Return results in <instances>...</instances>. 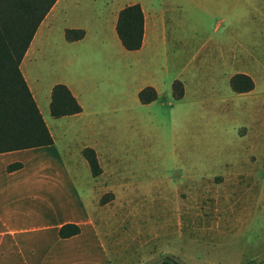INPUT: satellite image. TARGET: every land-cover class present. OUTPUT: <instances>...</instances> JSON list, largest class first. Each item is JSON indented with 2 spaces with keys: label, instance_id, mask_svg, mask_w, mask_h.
<instances>
[{
  "label": "rangeland",
  "instance_id": "374dc122",
  "mask_svg": "<svg viewBox=\"0 0 264 264\" xmlns=\"http://www.w3.org/2000/svg\"><path fill=\"white\" fill-rule=\"evenodd\" d=\"M79 1L81 13L92 8L103 16L111 0ZM149 1L173 16L182 9V0ZM185 17L190 23L184 40L192 43V22L205 17L198 2L185 0ZM210 26L202 22L199 42L208 39ZM60 32L43 45L63 50ZM243 40L245 46L227 45L223 54L206 44L199 58L221 66L189 69L191 54L184 53L169 54L166 68L163 54L148 63L135 61L129 72L115 68L110 90L118 110L96 119L87 139L125 163L107 184L133 189L119 199L118 213L109 206L105 222L96 197L91 199L110 264H153L165 253L186 264H264V48L256 53L251 38ZM50 64H34L30 71L45 83L53 75ZM235 71L248 72L254 87L232 90ZM97 72L106 88L108 72ZM174 78L188 82L179 98L171 92ZM145 83L156 84L158 94L141 103L136 89ZM112 196V190L103 192L99 203Z\"/></svg>",
  "mask_w": 264,
  "mask_h": 264
},
{
  "label": "crops",
  "instance_id": "0c3cea01",
  "mask_svg": "<svg viewBox=\"0 0 264 264\" xmlns=\"http://www.w3.org/2000/svg\"><path fill=\"white\" fill-rule=\"evenodd\" d=\"M187 1L198 2L207 18L201 17L198 23L192 22L194 30L192 33L196 34L197 38L192 43L184 40V27L188 22L190 23L185 17V0L179 1L182 9L174 16L167 14L162 5L154 6L149 0L106 1V12L103 16L92 8L81 13L78 9L81 3L79 0H55L40 21L20 61L21 71L49 129L61 163L83 204L87 221L93 225L105 252L101 227L93 222L90 212L91 199L96 197V209L105 222L109 206H111L112 214L118 213L119 199L129 197L133 192L129 184H127L128 187L121 184H107L110 176L111 180L115 176L117 167L125 164L121 156L115 151L107 153L101 146L87 140L96 119L103 118L106 112L118 110L110 90L112 81L115 79V68L122 66L129 72L135 61L148 63L155 59L156 55L162 54L166 68L169 54H175L178 57L184 53H190L191 56L186 63L187 68L200 70L208 68L210 64L221 66L220 62L212 61L209 64L199 58L207 43L209 47L214 46L216 49L214 51L219 54L224 53L227 45L245 46L244 38H251L250 42L255 46L256 53L264 48V0ZM134 2H139L143 10V37L138 48L127 49L117 34L116 20L119 9ZM65 19L68 22L62 21ZM205 21L211 24V32L207 36L208 39H202L199 42L202 37L199 35L202 31V22ZM66 28H83L84 34L69 40L65 37ZM55 30L61 31L57 39L63 50L43 45L44 42L54 41L52 33ZM59 60V63L54 64ZM50 63H52L53 75L45 83L41 79L38 80L37 75L34 77L30 71L34 64L42 67L44 64L51 66ZM102 67L108 72L105 79L109 84L106 88L99 83L100 74L97 70ZM236 72L249 74L245 71H235L230 75L229 81ZM251 78L253 79L252 76ZM175 79L181 81L183 95L188 82L179 78L173 80ZM57 82L68 86L80 103L81 110L58 117L51 115V87ZM147 85L155 89L157 97L156 84L145 83L136 89L141 103H147L156 98L146 102L140 100L138 92ZM106 89H109L107 90L109 93L102 96L101 92ZM50 122L56 126L55 131ZM86 146L92 147L97 155L101 171L96 175L92 174L89 163L82 153V149ZM27 154L24 155L26 159L30 156ZM22 156L8 152L0 158L1 169L4 170L0 172V264H39L45 260L40 258L39 249L41 240L49 239V233L46 231L49 227L48 218L54 216L57 206L65 207L64 202L58 205L51 197L72 194L70 185L59 169V162L56 159L54 162L58 168L55 170L49 167L51 159L49 160L48 156L46 159H34L28 166L23 165L14 170L7 169L8 163L21 159ZM47 165L49 169L45 170ZM107 167H112L111 175ZM109 190H112L113 196L99 203L101 194ZM67 221L59 222L56 227L59 228Z\"/></svg>",
  "mask_w": 264,
  "mask_h": 264
},
{
  "label": "trees",
  "instance_id": "16d2710c",
  "mask_svg": "<svg viewBox=\"0 0 264 264\" xmlns=\"http://www.w3.org/2000/svg\"><path fill=\"white\" fill-rule=\"evenodd\" d=\"M54 2L55 0H0V158L8 152L23 155L21 159L8 163V170L28 166L32 160L46 159L47 156L51 159L49 167L55 170L58 168L54 162L56 159L70 185L71 195L51 197L58 205L64 202L65 207L57 206L54 216L48 218L49 227L46 231L49 239L41 240L39 249L40 258L45 260L39 264H110L93 225L87 221L83 204L61 163L49 129L20 68V61L40 21ZM143 22V10L139 2L126 4L119 9L116 31L124 47L135 49L141 45ZM83 34V28L65 29V37L69 40ZM230 84L234 91L242 92L251 89L254 82L249 74L236 72L231 76ZM172 93L177 98L182 95L183 85L180 80H173ZM138 95L141 101L146 102L156 97V91L147 85L139 90ZM79 110L81 105L68 86L62 82L53 84L51 115L58 117ZM26 153L30 154L27 159L24 156ZM82 153L92 174H98L101 167L95 150L86 146ZM1 165L0 161V172H3ZM49 167L47 165L45 170ZM63 220L68 221L57 228L56 224ZM161 263L186 264L170 253H165L153 264Z\"/></svg>",
  "mask_w": 264,
  "mask_h": 264
}]
</instances>
